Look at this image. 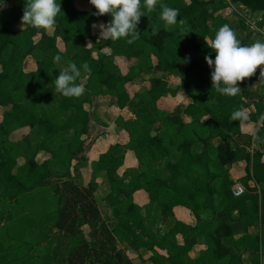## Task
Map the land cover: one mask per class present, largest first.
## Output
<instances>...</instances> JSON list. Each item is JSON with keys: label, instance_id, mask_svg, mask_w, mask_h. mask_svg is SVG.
Listing matches in <instances>:
<instances>
[{"label": "trees", "instance_id": "trees-1", "mask_svg": "<svg viewBox=\"0 0 264 264\" xmlns=\"http://www.w3.org/2000/svg\"><path fill=\"white\" fill-rule=\"evenodd\" d=\"M76 1L89 5L78 7ZM56 3L61 4V12L56 17L52 36L31 26H25L23 31L16 29L21 23L23 1L11 5L6 13L0 12V109H6L2 113L5 124L0 129L8 136L0 140V264L83 261L84 242L66 231L73 230L75 222L69 225L70 214L61 207V183L46 181L52 177L76 180L74 173L79 171L81 162L74 165V160L83 149V137L89 129L88 105L93 97L104 94L114 97L118 107L129 109L135 118L136 127L129 132L127 148L135 152L141 169L128 179L125 176L118 180L122 157L112 149L95 164V170L105 173V182L110 186L104 202L116 226L105 227L109 240L118 238L132 246L133 252L138 247L147 248L151 255L148 258L139 255V258L152 264H245L243 249L253 252L251 264H262L264 143L253 153L245 148L218 152L212 143L215 138L227 141L242 133L239 121H231L230 115L235 109H243L244 101L251 96V81H259V73L239 83L241 94L237 96L217 93L211 87L212 69L204 59L209 54L215 59V53L204 39L214 38L220 28L216 14L233 7L239 12L235 11L239 16L235 29L238 39L244 45L255 42L258 32L244 38L239 30L253 14H261L258 27L264 28V0H160L179 9L177 19L183 20V24L165 27L159 6L150 13L145 9L138 25L139 39L132 44L126 39L105 41L94 34L92 24L107 23L111 17L93 15L96 10L89 0H56ZM60 39L66 44L74 43L72 54L61 51ZM100 40L101 48L111 52L101 50L99 57H95L93 45ZM37 51L45 54L46 60L38 59L37 70L28 71L26 61L34 58ZM57 55L80 68L81 76L76 83L86 82L84 94L79 98H66L55 91L53 70ZM117 57L137 63L123 73ZM84 63L89 65L90 72L84 71ZM155 68L179 77L180 85L173 88L169 81L154 76ZM144 76L150 82V89L132 98L128 86ZM179 93L190 99L184 109L188 122L178 114L159 111L153 115L142 110L156 106L165 96ZM263 101L259 99L255 103L256 111L250 113L254 123L264 114ZM157 120L163 123L164 131L152 135ZM22 128H29L28 135L37 129L40 136L38 147L29 157L20 144L9 138L12 131ZM65 132L69 133L68 139L60 137ZM28 135L26 142L30 144ZM197 144H203L204 149L194 153ZM42 151L47 155L40 162L37 156ZM163 160L167 161L165 169L161 165ZM235 162L244 164L245 173L240 182L247 191L240 197L232 193L235 182L226 168ZM78 184L83 185L81 181ZM84 187L94 196L99 183L91 181ZM140 189L165 214L172 213L177 206L187 207L195 215L196 225L192 227L177 220L169 232L157 237L146 227L142 208L134 202L133 194ZM96 210L99 212L97 207ZM210 210L225 213L229 221H235L233 214L237 212V220L246 231L255 226L260 232L255 235L246 232L234 238L231 225L217 226L212 215L201 218L203 212ZM38 229H42L41 235H35ZM54 230L63 233L56 235ZM198 238L204 239L207 248L192 260L189 252L198 244ZM108 261L113 264V259Z\"/></svg>", "mask_w": 264, "mask_h": 264}, {"label": "crops", "instance_id": "crops-1", "mask_svg": "<svg viewBox=\"0 0 264 264\" xmlns=\"http://www.w3.org/2000/svg\"><path fill=\"white\" fill-rule=\"evenodd\" d=\"M235 11L236 10H234L233 7H229V10L228 8H226L222 11H219L216 14V16H218L217 22L220 23V27L224 24H228L234 30L237 29L239 16L238 14L235 13ZM228 12L229 13L231 12L232 15L230 16ZM227 13L228 15H226ZM261 19H262L261 14H253L250 16V18H247L245 27L239 30L240 35L245 38L251 33L256 35L255 32H258L259 33L258 40L264 41V28L258 27V23L261 21ZM116 62L120 66L123 73H127L130 67L133 64L137 63L134 60L128 61L123 57H117ZM125 68L127 70H125ZM256 73H259V69H257ZM153 75L156 77H160L161 79L167 80L169 81V83L171 82L170 77L172 75H170L168 72H166L163 69L155 68L153 71ZM54 78H57L56 74H54ZM139 78H143L145 83L149 82L148 78L145 76ZM135 81H133L132 83H134ZM179 85L180 83H178L177 86ZM150 86L151 85L148 84V87H146L144 91H142L137 86L133 94L130 92L129 88L128 90L130 92V96L133 98V96H135L136 93H144L146 90L150 89ZM262 98L264 99V83H260L259 81L252 80L251 96L244 101L243 109L249 113L255 112L256 111L255 103ZM162 101L167 103L166 105H164L166 107H162V108L160 107V102ZM103 102H106V105L102 104ZM189 103H190V99L185 95H183L182 93H179L176 96H172V95L165 96L159 100L156 106L151 105L147 109H142V110L147 113H151L153 115L154 113L156 115L157 112L159 111L166 115L178 114L181 115L182 119L185 122H188L190 120L184 114V109ZM100 104L103 106V107L101 106L102 107L101 109L104 119H102V117H100L101 115L99 114H97L96 117H93L94 116L93 112L95 113L96 110L97 112L99 111ZM90 105L92 106V108L94 107V109L91 108L90 110L91 117L89 120V129L87 134L83 137L84 139L83 149L78 155V157L74 160V165H76L78 162H81L79 164L80 169L79 171L76 172V174L74 173V171L73 173L76 181L79 182L81 181V183L84 186H87L88 183L91 181H95L96 183H99V188L94 194L96 202H98L97 206L99 208L100 206H102V208H104L105 210H109L108 206L104 202V198L110 191V186L105 182L106 181L105 173L97 172L95 170V164L97 163V161L99 160L102 154H106L112 149L115 154L121 155L122 157V165L119 168L116 175V178L118 180L124 178L125 176L128 179L130 178V176L141 170L139 160L135 152L127 148V143L130 140L129 132L134 130V128L136 127L135 118L129 109H120L117 105L116 99L108 94L93 97ZM151 108H153V110H151ZM257 126L258 123H254L250 120L247 124L242 126V133L235 136L233 139L223 141L219 138H215L213 139L212 143L217 148L218 152H223L227 149L238 150L240 148H245L253 153L255 150L260 149V147L264 143L261 142L264 141V134L260 135L261 141H257L253 139V131L257 128ZM262 127L263 126L259 127V132ZM163 131H164L163 123H161L158 120L154 122V125L152 126L151 134L157 135L159 133H162ZM85 144L88 145L87 149L85 147ZM195 148H198V150L196 151ZM203 149H204L203 144H197L196 146L193 147V152L194 153L201 152ZM161 165L163 169H165L167 165V161L163 160ZM226 168L230 170L234 182L235 183L240 182V179L245 173L244 164L242 162H235L230 165L228 164ZM86 171L89 172V176H90V179L87 184H85ZM133 197H134V202L142 208V214L144 217V222L146 227L150 231L154 232L156 236L159 238H161L164 234L169 232L170 229L175 225L177 220H181L192 227H194L197 223L195 215L192 213L190 209H188L185 206H177L173 209L172 213L170 212L169 214H165L163 212L162 207L157 202H150L149 194L145 190L140 189L135 191ZM110 215H112L111 211H110ZM210 215L214 217L215 224L217 226L223 224L231 225L233 229L234 238H238L239 236H241L246 232L250 233L251 235H255L258 232H260L259 228L255 226L250 227L249 230L246 231L243 224L237 220L238 217L237 212H234L233 214L235 221H229L227 216L223 212H219V211L213 212L212 210L203 212L201 214V218L206 219L208 217H211ZM112 226L113 227L116 226V220L114 218L112 219ZM113 227H109V228L112 229ZM197 240H198V244L193 248L192 251L189 252V256L192 260L197 259L200 256L201 252L206 250L207 248L204 239L198 238ZM126 246H127L128 256L133 262V264H152L149 261L143 262L139 258V255L143 258H148L151 255L150 250L144 247H138L137 252H133L132 246H129L128 244H126ZM242 254L245 264H247L246 263L247 261L251 264L253 252H251L249 249H243ZM263 262H264V257H263Z\"/></svg>", "mask_w": 264, "mask_h": 264}, {"label": "clouds", "instance_id": "clouds-1", "mask_svg": "<svg viewBox=\"0 0 264 264\" xmlns=\"http://www.w3.org/2000/svg\"><path fill=\"white\" fill-rule=\"evenodd\" d=\"M95 8L93 15L102 17L110 15L107 23H93L92 29L99 30V39L105 41H116L126 39L128 44L139 39L138 25L141 17L147 12H153L157 6L160 8V19L165 27L174 26L178 20L179 9L169 7L160 0H89ZM61 12V4L56 0H26L21 17L20 27L23 31L25 26L45 31L53 29L56 17ZM207 46L215 53V59L211 55L204 57L210 73L211 87L223 96L234 97L241 94L239 83L246 78H251L259 69V82L264 83V41L244 45L238 39L235 30L228 24L222 25L211 40L204 39ZM90 44V43H89ZM59 55L54 57V62H59ZM187 62V61H186ZM85 72H90L87 63L82 65ZM81 76L80 68L74 62H69L66 67L59 71L55 78V91L66 98H79L84 94V87L76 81ZM251 119L250 113L244 109H235L230 115L231 121H239L241 126L247 124ZM264 126V114L258 117V126L253 131V139L261 141L258 135L259 127ZM264 142V141H261Z\"/></svg>", "mask_w": 264, "mask_h": 264}, {"label": "rangeland", "instance_id": "rangeland-1", "mask_svg": "<svg viewBox=\"0 0 264 264\" xmlns=\"http://www.w3.org/2000/svg\"><path fill=\"white\" fill-rule=\"evenodd\" d=\"M18 1H23L24 3L26 0H3L0 2V12L6 13L11 5L18 3ZM76 4L78 7H85V5H89L88 3H83L76 1ZM229 10V8H228ZM229 13V12H228ZM228 13L226 15H228ZM231 16V12L229 13ZM99 23V22H98ZM101 23V22H100ZM56 25V24H55ZM16 29H21L20 24L16 27ZM45 31V30H43ZM94 34L99 35V30H93ZM46 35L52 36L54 33V28L49 29L45 31ZM261 34V33H260ZM38 39L41 38V35L37 36ZM92 43V42H91ZM90 43V44H91ZM103 43V42H102ZM101 40L100 42L95 43L94 46V53L93 55L95 57H99V52L105 51L107 53H110L111 51L108 48H101ZM88 43V46H91ZM58 45L63 53H67L68 55L72 54L75 50L74 43L66 44L62 39L58 40ZM100 47V48H99ZM46 60L45 54L41 52H35L34 58H30L26 61L25 67L28 71H36L37 70V60ZM68 65V61L65 58L60 59V61L57 63L55 62L54 67V74L59 75V71ZM125 70H127L125 68ZM169 78V77H168ZM84 81V80H83ZM170 84L173 87H176L178 83H180L179 77H170ZM86 81L83 82L82 85L85 84ZM149 85L150 83L147 82ZM145 83L143 78L137 79L134 83L130 84L128 86L130 92L133 94L134 90L138 86L142 91L145 90L146 87H148V84ZM55 85V84H54ZM258 85V84H257ZM142 87V88H141ZM259 87V86H258ZM57 95V94H56ZM180 99V98H178ZM165 101V100H164ZM160 102V107H166V102ZM102 104L106 105V102H103ZM99 111L93 112V117H96L97 114L101 115L102 119L103 113H102V105H99ZM102 106V107H101ZM88 108L91 110L92 106L88 105ZM154 108V107H153ZM151 108V110H153ZM94 109V107L92 108ZM6 110L0 109V126H3V111ZM6 128L8 126H5ZM29 128L25 129H19L12 131L9 138L13 142H17L27 151V157L32 156L36 148L38 147L40 143V136L37 129L32 130L30 134L28 135ZM30 137L31 140L30 144L26 142V137ZM63 139H68L69 133H63L60 135ZM8 139V136L4 133L2 129H0V140ZM87 143V142H86ZM86 149L88 148V145L85 144ZM47 154L42 151L39 152L37 159L42 162L43 158ZM20 162L22 163L23 160L20 159ZM86 180L85 184L88 183L90 176L89 172L86 171ZM48 183H54V182H60L61 183V189H62V208L67 211L70 215V224L73 225V230L67 229L66 231H69V235L71 236H77L82 243V249L84 250V257L83 261H81L80 264H109L108 259H113V264H130L132 261L128 256L127 253V246L125 242H122L118 238H113V241L109 240V236L105 233V227H113L112 226V219L114 218L112 215H110L109 210H105L100 206V208L97 206L98 202H96V199L94 196H92L88 190L85 189V187L81 184H78L79 181L76 182V180H67V179H61L60 177H52L48 181ZM77 183V184H76ZM128 194V193H127ZM125 199V198H124ZM96 207L98 208L99 212H97ZM112 218V219H111ZM43 233L42 229H38L35 235H41ZM54 233L56 235H62L63 232L54 230ZM54 233H51V237H54ZM35 250V249H34ZM36 253V251H34ZM112 257V258H111ZM247 264H250L248 261ZM133 264V262H132ZM264 264V262H263Z\"/></svg>", "mask_w": 264, "mask_h": 264}, {"label": "built area", "instance_id": "built-area-1", "mask_svg": "<svg viewBox=\"0 0 264 264\" xmlns=\"http://www.w3.org/2000/svg\"><path fill=\"white\" fill-rule=\"evenodd\" d=\"M263 104H264V101H263ZM246 191H247L246 187L240 182H236L232 187V193L235 197H240L244 195Z\"/></svg>", "mask_w": 264, "mask_h": 264}]
</instances>
